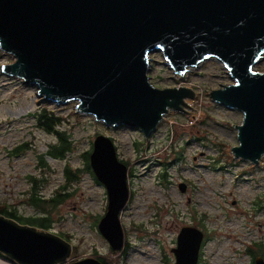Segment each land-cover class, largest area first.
I'll list each match as a JSON object with an SVG mask.
<instances>
[{"label":"water","instance_id":"obj_1","mask_svg":"<svg viewBox=\"0 0 264 264\" xmlns=\"http://www.w3.org/2000/svg\"><path fill=\"white\" fill-rule=\"evenodd\" d=\"M0 51L13 58L0 71L35 86L37 96L56 104L75 101L76 112L105 126L135 128L145 138L169 110H184L185 99L194 97L188 87L154 86L149 54L159 51L179 77L216 59L232 82L209 97L242 113L241 123L233 124L238 144L231 150L253 164L264 155V72L255 70L264 55V0H0ZM88 163L107 194L97 229L119 250L127 166L103 134L94 137ZM202 239L199 229L181 227L174 264H197ZM71 253L63 237L0 214V254L9 260L103 264L94 256L73 260ZM253 264L264 259L256 256Z\"/></svg>","mask_w":264,"mask_h":264},{"label":"rangeland","instance_id":"obj_2","mask_svg":"<svg viewBox=\"0 0 264 264\" xmlns=\"http://www.w3.org/2000/svg\"><path fill=\"white\" fill-rule=\"evenodd\" d=\"M11 62L12 56L0 51V65ZM255 70L264 72V55ZM183 74L175 76L159 51L149 54L147 75L154 86L188 87L194 97L185 99V111L169 110L145 138L135 128L105 126L76 112L75 101L45 100L35 86L0 71V207L22 217L45 213L49 231L71 243L73 260L97 255L107 264H174L172 248L183 226L203 234L197 264H253V253L264 259V155L258 164L234 156L233 124L241 123L242 113L209 97L232 80L213 58ZM46 108L60 118L57 128L71 142L63 158L45 155L58 140L36 125L33 114ZM98 134L113 140L127 166L129 196L118 216L119 250H112L97 229L107 194L85 169L84 153ZM65 167L76 174L73 180ZM32 192L59 198L35 206L29 201Z\"/></svg>","mask_w":264,"mask_h":264},{"label":"trees","instance_id":"obj_3","mask_svg":"<svg viewBox=\"0 0 264 264\" xmlns=\"http://www.w3.org/2000/svg\"><path fill=\"white\" fill-rule=\"evenodd\" d=\"M33 115L36 119V125L40 129H42V131L54 135L58 140L57 143L48 146V150L45 152V155L51 156L53 158H63L67 152H70L72 150V145L71 142L68 140L69 138L67 134L57 128L61 125L62 122L60 118L55 114V112H53L52 110H48L47 108L41 109L37 113L35 112ZM89 153L90 150L84 153V157L86 159L85 169L89 172H92L88 163ZM64 174L68 180H73L76 177V174L71 172L68 167H65ZM58 198V196H55L54 198L42 199L38 198L35 192H32L29 201L33 205L39 206L41 203L54 204L58 201ZM0 214L13 218L20 223L25 222L26 224L34 225L38 228H43L46 230H49L50 228L49 218L45 213L42 216L22 217L18 216L14 209L8 210L6 207H0ZM94 257L100 259L103 264H107V262L103 259L102 256L95 255ZM252 258H255L254 253L252 254Z\"/></svg>","mask_w":264,"mask_h":264},{"label":"built area","instance_id":"obj_4","mask_svg":"<svg viewBox=\"0 0 264 264\" xmlns=\"http://www.w3.org/2000/svg\"><path fill=\"white\" fill-rule=\"evenodd\" d=\"M0 264H17V263L14 262V261L9 260L6 257L0 256Z\"/></svg>","mask_w":264,"mask_h":264},{"label":"flooded vegetation","instance_id":"obj_5","mask_svg":"<svg viewBox=\"0 0 264 264\" xmlns=\"http://www.w3.org/2000/svg\"><path fill=\"white\" fill-rule=\"evenodd\" d=\"M25 223V222H24Z\"/></svg>","mask_w":264,"mask_h":264}]
</instances>
